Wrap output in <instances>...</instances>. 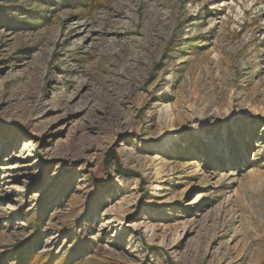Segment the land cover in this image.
Returning <instances> with one entry per match:
<instances>
[{"label":"rangeland","instance_id":"obj_1","mask_svg":"<svg viewBox=\"0 0 264 264\" xmlns=\"http://www.w3.org/2000/svg\"><path fill=\"white\" fill-rule=\"evenodd\" d=\"M19 247L264 264V0H0V264Z\"/></svg>","mask_w":264,"mask_h":264},{"label":"trees","instance_id":"obj_2","mask_svg":"<svg viewBox=\"0 0 264 264\" xmlns=\"http://www.w3.org/2000/svg\"><path fill=\"white\" fill-rule=\"evenodd\" d=\"M11 255L18 264H30L32 260V252L28 248L19 247V250L13 251Z\"/></svg>","mask_w":264,"mask_h":264},{"label":"bare ground","instance_id":"obj_3","mask_svg":"<svg viewBox=\"0 0 264 264\" xmlns=\"http://www.w3.org/2000/svg\"><path fill=\"white\" fill-rule=\"evenodd\" d=\"M202 126L203 129H214L218 127V125H216L215 123H206V122Z\"/></svg>","mask_w":264,"mask_h":264}]
</instances>
